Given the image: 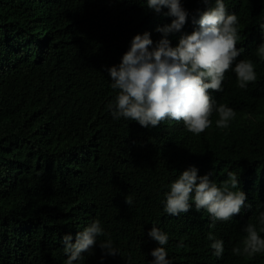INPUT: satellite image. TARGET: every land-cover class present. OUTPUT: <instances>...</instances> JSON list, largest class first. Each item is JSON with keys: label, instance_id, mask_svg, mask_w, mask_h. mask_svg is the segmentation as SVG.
<instances>
[{"label": "trees", "instance_id": "1", "mask_svg": "<svg viewBox=\"0 0 264 264\" xmlns=\"http://www.w3.org/2000/svg\"><path fill=\"white\" fill-rule=\"evenodd\" d=\"M224 2L239 18L237 62L251 59L257 81L240 89L235 72H227L223 91L211 95L235 117L218 128L214 111L211 126L196 136L182 121L143 127L113 119L108 109L118 94L109 69L135 35L149 32L155 45L157 28L174 19L169 9L157 13L146 0H0V264H66L64 235L75 242L96 219L107 235L74 264H152L154 225L169 237V264H264V253H232L248 223L260 229L264 212V58L256 54L264 43V0ZM181 3L187 23L170 34L173 46L215 6ZM193 166L217 184L237 173L247 194L239 215L213 221L194 201L187 213L165 212L170 184ZM210 231L224 242L221 257ZM109 237L114 256L100 247Z\"/></svg>", "mask_w": 264, "mask_h": 264}, {"label": "clouds", "instance_id": "2", "mask_svg": "<svg viewBox=\"0 0 264 264\" xmlns=\"http://www.w3.org/2000/svg\"><path fill=\"white\" fill-rule=\"evenodd\" d=\"M146 3L157 13L163 8L169 9L167 15L174 19L171 24L157 28L162 38L155 45L149 32L135 35L122 62L109 69L111 87L118 90L114 103L108 105L113 119L136 121L143 127H156L165 120L182 121L188 132L198 136L211 126L215 111L216 126L227 128L235 111L224 104L216 106L211 93L223 91V81L229 71L235 72L240 89H247L257 81L251 59L237 62L241 52L237 48L241 40L238 16L228 12L224 0H215V6L202 12L199 27L181 35L178 44L173 46L170 34L180 32L187 23L188 12L181 0H146ZM256 54L264 58V43L259 45ZM210 177L211 174L198 175L195 166L183 171L165 194V212L172 216L187 213L194 201L196 210H206L213 221L227 222L239 215L246 205L247 194L239 189L237 173L229 172L221 184ZM126 203L132 205L130 195L126 196ZM257 219L260 229L248 223L242 247L232 249L234 255L264 253V237L260 235L264 232V212ZM106 235L99 219L78 231L75 242L71 233L64 235L66 264L80 260L82 253L96 245L98 237ZM148 235L159 245L151 252L152 264H169L164 247L168 244V235L155 225ZM207 239L212 242L214 255L221 257L225 250L223 240L211 231ZM184 246L181 240L178 247ZM100 247L105 255L114 256L118 252L110 237L100 241Z\"/></svg>", "mask_w": 264, "mask_h": 264}]
</instances>
